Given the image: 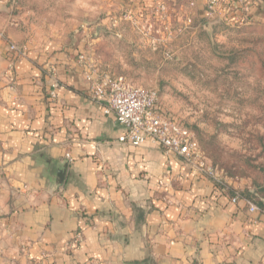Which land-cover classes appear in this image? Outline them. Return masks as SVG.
<instances>
[{
  "label": "crops",
  "instance_id": "0c3cea01",
  "mask_svg": "<svg viewBox=\"0 0 264 264\" xmlns=\"http://www.w3.org/2000/svg\"><path fill=\"white\" fill-rule=\"evenodd\" d=\"M186 1L188 22L226 21L207 0ZM229 1L264 20V0ZM9 5L0 0V264H264V213L151 141H119L123 127L85 77L87 33L25 42Z\"/></svg>",
  "mask_w": 264,
  "mask_h": 264
},
{
  "label": "rangeland",
  "instance_id": "374dc122",
  "mask_svg": "<svg viewBox=\"0 0 264 264\" xmlns=\"http://www.w3.org/2000/svg\"><path fill=\"white\" fill-rule=\"evenodd\" d=\"M3 1L31 32L25 42L86 32L102 70L155 89L207 158L264 201V20L188 22L186 0Z\"/></svg>",
  "mask_w": 264,
  "mask_h": 264
},
{
  "label": "built area",
  "instance_id": "2783aa9c",
  "mask_svg": "<svg viewBox=\"0 0 264 264\" xmlns=\"http://www.w3.org/2000/svg\"><path fill=\"white\" fill-rule=\"evenodd\" d=\"M206 3L209 16L216 15L222 9L227 16L228 23L247 22L245 15L233 13L229 0H207ZM189 4L193 6L195 1L190 0ZM166 8L165 4H161L157 6L156 11L163 12ZM248 10L249 5L244 3L242 14L247 13ZM130 11L125 10L129 19L135 16ZM163 17L166 18L167 15ZM1 38H3V33L0 31ZM9 47L11 51L19 55L26 53V47L15 42H9ZM81 58L85 59V56ZM88 65L89 71L85 77L91 82L94 98L104 102V113L114 115L116 121L124 129L119 137L120 142L138 146L151 141L179 158L194 175L209 179L218 191L230 193L231 203H243L250 213H264V205L257 204L245 195L239 179L230 175L221 165L207 158L194 131L159 105L158 93L155 89L136 85L126 77L102 70L93 60L88 61ZM69 156L67 153V157ZM79 238L80 236L77 235L74 242H77ZM32 264L42 263L35 261Z\"/></svg>",
  "mask_w": 264,
  "mask_h": 264
},
{
  "label": "trees",
  "instance_id": "16d2710c",
  "mask_svg": "<svg viewBox=\"0 0 264 264\" xmlns=\"http://www.w3.org/2000/svg\"><path fill=\"white\" fill-rule=\"evenodd\" d=\"M188 127V126H187ZM190 128V127H189ZM191 129V128H190ZM192 130V129H191ZM252 191L249 190L245 193L246 196H248L249 198H251L253 201H255V197H254V194L251 193ZM257 204L259 205H264V201L263 202H256Z\"/></svg>",
  "mask_w": 264,
  "mask_h": 264
},
{
  "label": "water",
  "instance_id": "95a60500",
  "mask_svg": "<svg viewBox=\"0 0 264 264\" xmlns=\"http://www.w3.org/2000/svg\"><path fill=\"white\" fill-rule=\"evenodd\" d=\"M58 177H59V182L61 183L64 180L65 177V171L64 170H60L58 172Z\"/></svg>",
  "mask_w": 264,
  "mask_h": 264
}]
</instances>
